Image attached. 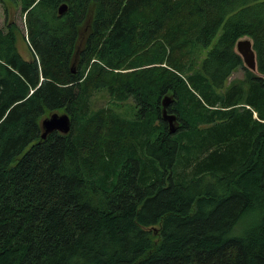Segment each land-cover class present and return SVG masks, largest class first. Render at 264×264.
Returning a JSON list of instances; mask_svg holds the SVG:
<instances>
[{
  "label": "trees",
  "instance_id": "obj_1",
  "mask_svg": "<svg viewBox=\"0 0 264 264\" xmlns=\"http://www.w3.org/2000/svg\"><path fill=\"white\" fill-rule=\"evenodd\" d=\"M13 1L31 57L11 18L0 28V264H264V0ZM245 36L256 71L235 49ZM138 53L131 67L156 64L155 87L138 82L155 75L145 67L114 91L140 115L90 114L106 68ZM238 68L243 81L230 82ZM168 93L175 133L161 119ZM54 111L72 130L42 139Z\"/></svg>",
  "mask_w": 264,
  "mask_h": 264
},
{
  "label": "rangeland",
  "instance_id": "obj_2",
  "mask_svg": "<svg viewBox=\"0 0 264 264\" xmlns=\"http://www.w3.org/2000/svg\"><path fill=\"white\" fill-rule=\"evenodd\" d=\"M93 8L94 6L91 8V11H90V14L87 20H85V22L79 26V37H78V41L76 45L77 53H76V57L73 59L74 69L79 68L80 52H82L85 49L86 44H87V39L92 32V23L94 20ZM11 18L15 22L13 29L14 28L16 29L17 47L20 53L22 54V56L28 59L31 57V50H30L28 39H27L26 16L25 14L21 12V7L19 3H15L13 0H0V28L7 29L9 21H11ZM243 39H250V37L245 36L243 37ZM213 46L214 44H212L209 48L205 50L201 49V51L203 52L202 54L204 56V59L207 57L208 52L213 48ZM143 56H144L143 54L138 53L137 55L134 56L133 60L130 61L129 64L126 63L119 68H106L103 84L101 85L99 89L93 92V94L91 95L88 101V105H90V111H89L90 114H93L96 116V115L101 114L102 112H106L107 114L115 113L122 120L136 119L140 115L142 107L137 102H135V99L132 96H129L126 98L121 97L114 90L119 83L123 81L125 82L130 81V80L132 81L133 79H136L135 72L145 67L151 68L155 72V75L153 76L152 74L150 79H147V81L138 80V82L142 81L144 84L147 85L148 88L155 87L156 82H157V79L155 77H157V73L159 71V67H155L157 66L156 64H152L150 66H141L139 68L131 67L132 66L131 64L133 62L138 61ZM95 60L96 59H94L93 61ZM257 61H258V58H257ZM244 66H246L245 63H244ZM198 68L199 66L194 65L193 68L188 73H192L196 71ZM143 70H141L139 74H142ZM243 79H244V71L242 68H238L233 72L232 76L229 78V81L240 83L243 81ZM168 94L172 97V101H173L174 97L172 93H168ZM163 98L164 97H162L161 100H163ZM160 111H161V119H164V116L162 115L163 106L160 107ZM167 111L170 114H176V113L169 112L170 110L168 109ZM161 119H156L155 124L159 125L161 123L160 122ZM167 123H168L167 125L169 126L168 121ZM111 124L114 125L113 120L111 121ZM175 124L178 126L177 127V130H178L179 126L181 125L178 121V116H177V121L175 122Z\"/></svg>",
  "mask_w": 264,
  "mask_h": 264
},
{
  "label": "water",
  "instance_id": "obj_3",
  "mask_svg": "<svg viewBox=\"0 0 264 264\" xmlns=\"http://www.w3.org/2000/svg\"><path fill=\"white\" fill-rule=\"evenodd\" d=\"M68 10V5L62 3L58 8V13L63 15ZM236 51L242 56L243 62L245 65L253 70H257V52L253 46V40L241 38L236 43ZM75 70V69H74ZM75 72V71H74ZM172 102V97L167 94L162 100L163 106V116L166 121L169 122V129L172 133H175L177 130V121L176 114L168 113V106ZM42 128V139H47V137L54 131H58L62 134H69L72 130V117L68 112L54 111L43 117L41 120ZM156 232V230H155Z\"/></svg>",
  "mask_w": 264,
  "mask_h": 264
},
{
  "label": "bare ground",
  "instance_id": "obj_4",
  "mask_svg": "<svg viewBox=\"0 0 264 264\" xmlns=\"http://www.w3.org/2000/svg\"><path fill=\"white\" fill-rule=\"evenodd\" d=\"M74 68V67H73ZM163 115V114H162Z\"/></svg>",
  "mask_w": 264,
  "mask_h": 264
}]
</instances>
